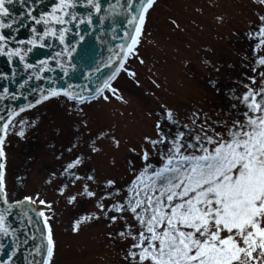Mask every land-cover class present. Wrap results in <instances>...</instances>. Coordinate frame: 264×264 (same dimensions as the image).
Segmentation results:
<instances>
[{
	"label": "snow or ice",
	"instance_id": "snow-or-ice-1",
	"mask_svg": "<svg viewBox=\"0 0 264 264\" xmlns=\"http://www.w3.org/2000/svg\"><path fill=\"white\" fill-rule=\"evenodd\" d=\"M253 2L259 9L249 32L256 41L254 74L240 95L232 92L236 114L217 121L198 107L181 114L162 105L159 113H148L151 132L135 142L101 130L74 144L68 149L73 156L45 181L55 183L57 201L62 197L74 209L71 233L103 224L106 239L120 246L121 264H264V0ZM156 3L0 0V57L9 65L0 71L7 84L0 88V264H16L21 246L35 241L37 232L27 264H53L56 252L53 201L39 192L17 198L7 188L6 140L23 138L37 123L29 111L54 99L76 115L98 102L128 104L116 84L123 76L140 84L130 61L145 63L140 46ZM89 34L104 50L98 63L87 47ZM41 48L50 53L33 60ZM74 73L82 83L68 82ZM104 141L113 150V167L115 153L125 152L119 177L101 178L93 163L105 152Z\"/></svg>",
	"mask_w": 264,
	"mask_h": 264
},
{
	"label": "rangeland",
	"instance_id": "rangeland-1",
	"mask_svg": "<svg viewBox=\"0 0 264 264\" xmlns=\"http://www.w3.org/2000/svg\"><path fill=\"white\" fill-rule=\"evenodd\" d=\"M258 10L253 0H157L146 19L140 46L145 63L130 61L140 84L127 76L116 84L128 104L98 102L85 108L86 115H76L66 110L62 99H54L29 111V120H36V125L28 127L23 138L11 135L5 143L6 183L17 198L39 192L41 198L53 201V264H121L123 255L119 245L106 239L103 224L85 227L79 235L71 233L74 209L66 206L62 197L57 201L55 183H45L49 173L59 172L73 156L68 149L101 130L135 142L141 134L151 132L153 120L148 113H159L162 105L181 114L198 107L213 120H230L236 114L231 107L232 92L240 95L247 77L254 74L250 64L256 41L249 38V32ZM173 19L178 28L171 23ZM85 120L87 127L82 126ZM104 148L93 163L101 178L119 177L125 152L115 153L118 166L113 167L108 141Z\"/></svg>",
	"mask_w": 264,
	"mask_h": 264
},
{
	"label": "water",
	"instance_id": "water-1",
	"mask_svg": "<svg viewBox=\"0 0 264 264\" xmlns=\"http://www.w3.org/2000/svg\"><path fill=\"white\" fill-rule=\"evenodd\" d=\"M111 2V0H110ZM16 11H20L19 8H16ZM28 34V29H22L20 35L22 37L27 36ZM98 35H102V33L98 34ZM109 35H111V33H109ZM86 41H87V47L88 48H93L95 50L94 52V62L98 63L100 60V54L101 52H103V47L101 45V41L97 39L96 35H91L89 34L88 36H86ZM83 43V42H82ZM80 51V49L78 48V52ZM50 50L47 48H41V49H36L34 50V53L32 54V59L33 60H37L40 58H43L45 55L49 54ZM104 54L106 55L107 53L104 52ZM0 71H9V65L6 61V58L0 57ZM69 83H76V84H80L83 82L82 77L80 76L79 73H74L72 74L71 78L68 80ZM35 83V82H34ZM61 83H63V81H61ZM3 86H7L5 81H0V88H2ZM13 90H15V86H13ZM9 103H12L11 101H9ZM17 103L22 104L23 101H18ZM4 105V101H0V108H2ZM24 211L27 210V208L25 207V209H23ZM15 219V217H14ZM37 239L35 241H29V244L27 247L25 246H21L20 251L18 252L17 256L15 257V262L16 264H27L26 262V256H28V252L30 251L31 247L33 246V244H37L39 243V233H36ZM6 243V245L8 243H10V241L5 240L4 241ZM10 250V249H9ZM0 255H3V253H0ZM6 258V257H5ZM28 259H31L30 256H28Z\"/></svg>",
	"mask_w": 264,
	"mask_h": 264
}]
</instances>
